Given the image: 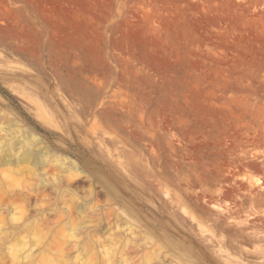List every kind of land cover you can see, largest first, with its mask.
Returning <instances> with one entry per match:
<instances>
[{"label":"rangeland","instance_id":"rangeland-1","mask_svg":"<svg viewBox=\"0 0 264 264\" xmlns=\"http://www.w3.org/2000/svg\"><path fill=\"white\" fill-rule=\"evenodd\" d=\"M0 264H264V0H0Z\"/></svg>","mask_w":264,"mask_h":264},{"label":"bare ground","instance_id":"bare-ground-1","mask_svg":"<svg viewBox=\"0 0 264 264\" xmlns=\"http://www.w3.org/2000/svg\"><path fill=\"white\" fill-rule=\"evenodd\" d=\"M11 146H13L14 147V145H9V147L11 148ZM9 148V149H10ZM12 149V148H11ZM14 149H16V146L14 147ZM7 150V149H6ZM12 151V150H11ZM6 154V153H5ZM15 154V153H14ZM9 155H10V153H9ZM12 155H13V153H12ZM42 155V153L41 152H36V151H34V150H29V151H23V152H21V154L20 155H18L19 156V160H24V159H31V160H36V159H38L40 156ZM15 156V155H14ZM18 156H16V158L18 157ZM9 157V156H8ZM12 158V157H11Z\"/></svg>","mask_w":264,"mask_h":264}]
</instances>
